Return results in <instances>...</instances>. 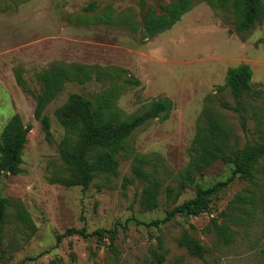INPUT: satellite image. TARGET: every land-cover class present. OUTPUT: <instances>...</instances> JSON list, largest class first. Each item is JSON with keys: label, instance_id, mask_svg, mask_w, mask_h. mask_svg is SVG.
Segmentation results:
<instances>
[{"label": "rangeland", "instance_id": "374dc122", "mask_svg": "<svg viewBox=\"0 0 264 264\" xmlns=\"http://www.w3.org/2000/svg\"><path fill=\"white\" fill-rule=\"evenodd\" d=\"M172 1L0 0V135L14 114L32 126L21 151L20 173L0 172V197L13 200L6 210L0 264H149L150 247L164 255L162 264H264V158L253 180L236 177L199 216L176 215L159 228L131 221L118 230L112 250L106 234L102 241L71 236L56 244V235L70 228L91 233L130 218L142 223L162 219L197 188L225 181L232 167L220 161L186 176L189 147L204 107L219 122L226 152L264 138V94L254 100L244 95L240 112H235L229 92L218 91L229 68L246 64L253 73L252 88L264 93V20L243 42L229 31L234 22L230 10L196 0L171 29L147 39L146 10L161 13ZM53 63L85 65L94 75L83 85H64L44 111L51 122L46 132L33 110L42 91L40 74ZM121 68L138 78L140 86L124 84ZM101 71H111L112 77L96 79ZM111 86L120 88L114 105L123 117L163 97L173 102L174 110L168 120L149 122L131 134L118 154L115 174H98L87 189L53 183L72 174L58 153L67 133L55 110L73 93L94 99ZM137 157L150 162L140 164ZM137 165L160 182L154 210L140 204L148 181L134 176ZM168 187L174 189L171 195ZM238 195L247 199L236 211L228 204ZM16 202L30 223L15 218ZM212 220L230 226L229 243L216 236ZM183 230L204 247L202 260L178 245Z\"/></svg>", "mask_w": 264, "mask_h": 264}, {"label": "trees", "instance_id": "16d2710c", "mask_svg": "<svg viewBox=\"0 0 264 264\" xmlns=\"http://www.w3.org/2000/svg\"><path fill=\"white\" fill-rule=\"evenodd\" d=\"M196 0H174L162 7V12L157 13L153 9L146 10L143 29L147 39L171 29L180 18L187 13ZM212 9L230 10L234 17V32L241 41H245L251 31L264 20V0H202ZM116 70V69H115ZM120 74L125 75L124 84L132 88L139 87L141 81L131 75L126 69H119ZM93 71L90 67L71 63L49 65L40 74L42 91L35 97L33 117L38 121L44 131H48L51 125L48 115L44 113L46 107L69 82L79 85L92 80ZM252 70L249 65L241 64L229 68L226 72L223 85L218 87L220 92H229L235 112L241 110V97L248 96L252 100L262 97L264 94L260 89H253L251 85ZM112 77L111 71L97 73L98 80H107ZM19 83V79L17 81ZM120 88L111 86L99 93L94 99H87L82 95L73 93L54 112L59 125L66 131L67 137L59 145V155L71 171L67 178H56V182L66 187L81 186L87 189L91 182L100 173L115 174L119 165L118 154L125 150V145L131 134L145 124L158 121L164 122L169 119L170 113L174 110L173 102L167 98L153 99L148 104L140 107L139 111L128 117L120 115L114 105ZM208 97L205 96V101ZM223 108H230L224 103L219 104ZM204 120V123L201 122ZM31 125H23L19 114H14L4 126L0 135V172L4 171L10 163L9 173L18 175L20 173L21 154L26 143L27 134L31 131ZM224 137L219 122L210 114L208 106L204 107L196 121V132L189 147V168L186 176L190 177L193 172H201L215 162H222L232 167L231 175L208 188H197L195 195L168 211L162 219H155L150 222H139L134 218L128 219L124 224L115 222L112 228L96 229L87 233L85 228H70L61 235H56V244L62 238L79 236L83 239L96 236L99 241L104 239L105 234L109 240V249H113L117 239L118 230L126 229L128 223L133 221L137 225L147 228H159L172 221L176 215L184 217H196L208 212L212 198L219 190L227 187L236 177L253 180L257 172L258 163L264 158V138L246 142L242 148L226 152ZM140 164H147L150 159L137 157ZM132 172L135 177L147 180L148 185L143 189L140 197V204L145 210H154L158 207L157 197L160 189V182L142 169L141 165L134 166ZM183 182L178 187L176 198L179 197L185 188ZM167 194L171 195L174 189L168 187ZM246 196L238 195L235 201L228 205L239 211L240 205L246 201ZM12 199L0 197V243L2 241L3 226L6 219V210ZM15 218L23 223H30L31 219L26 210L18 203ZM213 230L216 236L229 243L231 240L230 226L212 220ZM211 232V229H207ZM178 245L184 248L191 256L203 259L205 249L201 243L183 230ZM149 264H162L164 255L158 249L150 247Z\"/></svg>", "mask_w": 264, "mask_h": 264}, {"label": "water", "instance_id": "95a60500", "mask_svg": "<svg viewBox=\"0 0 264 264\" xmlns=\"http://www.w3.org/2000/svg\"><path fill=\"white\" fill-rule=\"evenodd\" d=\"M9 166H10V163L6 166L4 173H9Z\"/></svg>", "mask_w": 264, "mask_h": 264}]
</instances>
